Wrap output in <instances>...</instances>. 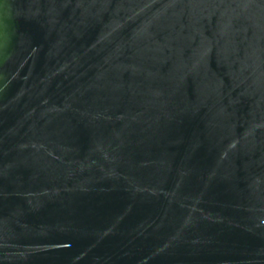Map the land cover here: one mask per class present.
<instances>
[{
    "label": "water",
    "instance_id": "obj_1",
    "mask_svg": "<svg viewBox=\"0 0 264 264\" xmlns=\"http://www.w3.org/2000/svg\"><path fill=\"white\" fill-rule=\"evenodd\" d=\"M0 264H264V0H0Z\"/></svg>",
    "mask_w": 264,
    "mask_h": 264
}]
</instances>
